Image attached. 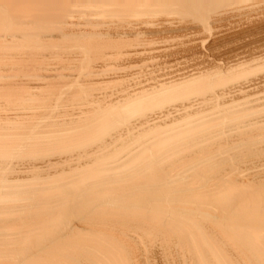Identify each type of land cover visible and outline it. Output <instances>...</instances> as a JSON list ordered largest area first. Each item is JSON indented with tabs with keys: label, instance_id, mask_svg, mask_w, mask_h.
Wrapping results in <instances>:
<instances>
[{
	"label": "bare ground",
	"instance_id": "bare-ground-1",
	"mask_svg": "<svg viewBox=\"0 0 264 264\" xmlns=\"http://www.w3.org/2000/svg\"><path fill=\"white\" fill-rule=\"evenodd\" d=\"M259 25L264 0H0V264H264V48L230 38Z\"/></svg>",
	"mask_w": 264,
	"mask_h": 264
},
{
	"label": "rangeland",
	"instance_id": "rangeland-1",
	"mask_svg": "<svg viewBox=\"0 0 264 264\" xmlns=\"http://www.w3.org/2000/svg\"><path fill=\"white\" fill-rule=\"evenodd\" d=\"M255 30H257V31H255ZM244 31H246L245 29H237L236 31L234 30V32H233V35H231L230 36V38L232 37V39L231 40H236L235 42L233 41L232 43H231V47H233L234 45H236V43L238 44V45H236V46H242V49L241 50H238V51H240V52H242V53H246L247 51H248V53L249 52H251V51H253L254 49L256 50V48L257 49H259V48H264V26L263 25H259V26H256V28H254L252 31H251V36L250 35H242L241 33L242 32H244ZM238 32V33H237ZM255 33V34H254ZM241 34V35H240ZM235 35V36H234ZM238 35H240V38H238ZM258 37H257V36ZM262 35V36H261ZM259 36H261V37H259ZM235 37V39H233ZM248 37H250V38H248ZM252 37L254 38V39H252ZM238 38V39H237ZM262 38V39H261ZM243 40H246V41H243ZM248 40V41H247ZM242 44H241V43ZM263 42V43H262ZM260 43V44H259ZM233 44V45H232ZM255 44H257L256 45V47L255 46H253V45H255ZM250 45H251V47H250ZM252 46L254 47V48H252ZM261 46H263V47H261ZM248 47V48H247ZM246 48V49H245ZM251 48V49H250ZM245 49V50H244ZM248 49V50H247ZM247 50V51H246ZM238 51H237V53H238ZM247 54V53H246Z\"/></svg>",
	"mask_w": 264,
	"mask_h": 264
}]
</instances>
